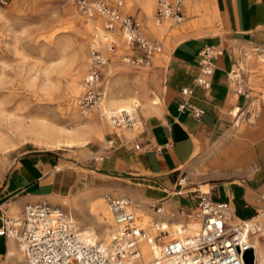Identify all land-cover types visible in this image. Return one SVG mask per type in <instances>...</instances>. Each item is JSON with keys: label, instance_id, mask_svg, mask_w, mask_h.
<instances>
[{"label": "crops", "instance_id": "obj_1", "mask_svg": "<svg viewBox=\"0 0 264 264\" xmlns=\"http://www.w3.org/2000/svg\"><path fill=\"white\" fill-rule=\"evenodd\" d=\"M194 1L196 12L183 4L185 20L150 38L162 47L158 39L165 40L164 51L148 65L133 66L124 80L141 82L140 128L128 130L132 136L125 142L109 138L102 147L92 141L1 154L0 218L21 213L26 203L43 197L57 205V198L86 190L102 198L112 192L128 197L161 222L186 221L203 195L227 202L231 223L264 212V107L259 100L264 99V0ZM188 17L195 22L189 24ZM202 28L205 33L198 32ZM206 47L218 52L209 87L194 84ZM247 85L251 94L259 90L260 95L246 101L247 94L234 91ZM183 88L192 92L184 94ZM246 102L249 110L243 111ZM191 107L202 114L192 116ZM109 142L112 147L105 149ZM73 209L86 224L83 213ZM8 243L0 237V259Z\"/></svg>", "mask_w": 264, "mask_h": 264}, {"label": "built area", "instance_id": "obj_2", "mask_svg": "<svg viewBox=\"0 0 264 264\" xmlns=\"http://www.w3.org/2000/svg\"><path fill=\"white\" fill-rule=\"evenodd\" d=\"M73 1L81 14L87 17L97 15L103 19V26L95 33L91 43L86 72L81 81L77 101L80 112L85 114L95 110L101 122L107 121L116 128L139 129L141 121L136 102L126 109L104 110L101 107L100 82L103 78L102 68L107 62L104 49L112 50L116 47L115 33L119 29L121 41L128 48L124 60L135 65H148L153 54L161 51V43L142 33L138 19L122 15V0H114L113 5L105 0ZM165 18H170L175 23L184 21L183 0H156L155 21L161 22ZM217 53L210 47L202 50L200 74L194 79V84L210 86L212 61ZM234 91L243 94L244 87ZM191 92V88L182 89L184 94ZM189 113L199 117L202 110L191 107ZM112 145L109 142L105 149ZM135 148L139 149V144ZM105 200L112 225L104 242H86L72 215L46 200L26 203L17 216L1 217L0 237L6 241H14L24 259L31 264H246L243 254L250 247L246 240L239 238L242 226L231 224L232 211L227 202H217L205 195L201 196L195 210L196 218L200 219L196 231L183 238L174 236L163 242L161 240L166 235L184 232L169 231L166 226H171V220L165 224L152 220L151 226L155 232L151 235L141 216L136 214V204L130 198L108 194ZM151 207L158 214L162 212L161 206ZM187 223L180 222L183 225L181 227ZM143 242L152 250L153 256L150 259L143 256ZM253 256L255 264L254 251Z\"/></svg>", "mask_w": 264, "mask_h": 264}, {"label": "bare ground", "instance_id": "obj_3", "mask_svg": "<svg viewBox=\"0 0 264 264\" xmlns=\"http://www.w3.org/2000/svg\"><path fill=\"white\" fill-rule=\"evenodd\" d=\"M130 3L138 5L141 8L142 16H140V21L143 22L141 30L149 39L152 37L145 34V30L151 36L154 35L158 37L156 34L157 31L164 34L171 27L169 22V20H171L170 18H165L161 22L155 21L154 11L156 0H126V5ZM10 4L12 6L10 9H2L0 7V18H5V16L15 11L18 13H25L29 11H38L44 7L42 0H12ZM183 4L185 9L192 13L196 12L199 8L194 0H183ZM24 6H26L25 9L22 8ZM125 7L126 6L120 8L122 12H126ZM71 12L76 15L73 10H71ZM100 20L103 21V19L97 15L82 19L86 39H88L90 33L99 32L98 23ZM188 20L189 24L195 22L190 21L189 17ZM115 37L117 41L116 53H111L108 49H104V53L108 59L102 68L104 77L100 82V90L102 93L101 107L104 110L126 109L134 102L141 105V99L143 98L141 82L134 80L129 84L124 83L128 73L135 69L136 66H127L122 63L120 54L128 52V48L121 41L119 29L116 31ZM123 61L125 62L124 57ZM86 64L85 45H78L69 58H66L65 54L60 56L59 63L52 67L51 70L45 72L41 80L37 76H30L28 87L32 89L33 96L38 97L37 100L39 102L46 100L51 103L54 100L57 101L58 98L60 99L58 102L59 110L51 115L46 111H42V103H39V108L28 107L27 103H20L16 107H12L10 98L7 97V94L2 92L5 86L4 76L1 73L2 71H0V152L15 149L26 142H31L35 145H41L47 148L59 149L61 147L74 148L84 146L92 141L98 143L103 142L104 144L109 138H117L121 142H125L130 138V133L127 129L116 128L107 121L101 122L95 110L85 114L80 112L78 104L76 103L78 98L76 99V97L80 94L81 81L85 73L82 78H80V76L82 72H86ZM231 74L234 78L238 76V74L233 71ZM59 92H62L61 95ZM57 199H61L65 205L71 204L78 212L89 215L94 226L96 225L100 228V233L97 234L91 226L89 227L86 224L83 225L79 218L77 222L74 215H72L76 222L81 224V227H79L81 237L86 242L93 243L96 242L97 239L104 242L107 239L108 229L106 228V224L110 222V211L106 209L102 197H97L94 192L86 190L72 197H61ZM132 202L136 204L135 211L139 210L143 217L149 216L148 212L141 205L134 200H132ZM195 213L196 212L189 217V222L183 228L181 227L183 225L176 221H172L171 226L168 225L166 227H168L171 232L179 230L182 233H187V235L193 233L200 225V219L196 218ZM162 222L163 224L166 223V221ZM232 223L233 225L242 226L239 238L246 240L249 247L254 251L255 264H260V260L264 258V249L260 244L258 235L255 234L256 232H260L261 235H264V218L260 220L257 219L256 216H253L250 217L249 220H244L241 223ZM183 235L185 234H169L163 238H173L174 236L183 238ZM141 251L145 259H150L153 256L152 250L144 242L141 244ZM0 264L31 263L24 259L16 243L14 241H9L6 255L0 261Z\"/></svg>", "mask_w": 264, "mask_h": 264}, {"label": "rangeland", "instance_id": "obj_4", "mask_svg": "<svg viewBox=\"0 0 264 264\" xmlns=\"http://www.w3.org/2000/svg\"><path fill=\"white\" fill-rule=\"evenodd\" d=\"M11 1L12 0H0V7L2 9H10L12 7L10 4ZM105 1L109 5L114 4V0H105ZM122 1L123 3L121 7L126 6L125 7L126 12H122L120 9L122 15H131L134 18L138 19V21H140V16H142L141 8L133 3L126 5V0H122ZM42 3L44 7L38 11H29L25 13H18L15 11L5 16V18H0L1 21L0 22V61H1L0 71H2L1 73L4 76V86H5L2 89V92L7 94V97L10 98L12 107H16L20 103H27L28 107L39 108L40 105L39 103H42L43 104V108H41L42 111H46L51 115L59 110L58 102L60 101V99L58 98L59 100L58 99L57 101L54 100L51 103L49 101L47 102L46 100H45L46 102L45 101L39 102L37 100L38 97L33 96L32 89L28 87L30 83V79H29L30 76H37L41 80V78L44 77L45 72L51 70L52 67H54L59 63L60 56L65 54L66 58H69L72 55L74 49L78 45H85L86 62H87L90 46L93 41L95 33L94 32L93 34L90 33L88 39H86L85 29H84V25L82 24V19H86L89 17L79 12L73 0H42ZM22 8L25 9L26 6ZM71 10H73V12H75L76 15H74L71 12ZM171 20H169V22L172 25L174 21L172 20L173 21L172 22ZM98 24H99L98 31H100L103 26V21L100 20ZM140 24L142 27L143 22L140 21ZM205 31L206 29L202 28L198 32L205 33ZM145 34H147L152 38L154 37V35L151 36L150 34H148L146 30H145ZM158 41H161L163 43V47L161 51L158 52V53H162L166 45L168 44L165 40L162 39H158ZM249 48L251 49V46H249ZM116 51H117V43H116V47L109 52L116 53ZM125 53L127 52H123L120 54L122 63L127 66L128 65L132 67L135 66V64H131V63H127L126 61L125 62L123 61V57ZM158 53H155L152 57H154ZM3 65L5 66V68ZM84 73L85 71L82 72L80 78L83 77ZM245 80H246V74L243 73L241 78L242 85H246ZM252 91L253 89L249 88L248 85L247 87L244 88V93L249 96L248 98H246V101L251 99V97L253 96L256 97L260 95L259 90L256 91L255 94H251ZM79 95H77L76 99L79 98ZM239 95H243V94H239ZM259 100H260V107H264V99L260 98ZM242 110L243 111L249 110L248 102H246L245 107ZM242 121L246 122L245 120ZM131 136L132 134H130V137ZM96 143L99 144L101 147L103 146V142L101 143L96 142ZM28 147L36 148V149H55V148H47L41 145H35L31 142H26L20 145L19 147L15 148V150L16 152L18 151L20 152ZM63 148L65 147H61L59 149H63ZM6 152H0V155ZM95 156L97 158L99 157V154ZM111 194L114 197H122L121 195H117L116 193L113 192ZM41 200H46L52 205L54 204L49 200V198L46 197L41 198ZM103 203L106 209L108 210V206L104 196H103ZM137 203L140 205L139 202ZM66 205L63 204L61 199L58 200L57 202V206L65 210L68 208L71 209L76 216V212L74 211L71 204H69L68 206ZM136 213L139 216H141V218H143L144 224L148 227L150 232H152L151 234H154L155 231L151 226L152 218L150 216L143 217V215L139 210H136ZM19 214H20V210H17L14 213H12L11 216H17ZM263 215L264 212L254 216H256L257 219L262 220L264 218ZM83 217L86 218V220H88L86 225H88L89 227L91 226L96 231V233L99 234L100 228L96 225L94 226L91 217L87 214L86 215L83 214ZM75 218L78 222L77 216ZM189 220L190 219H187L186 221L181 220L179 222L185 223V222H189ZM244 220H249V218L237 220L235 221L236 223L234 222V224H237L239 222L241 223ZM78 225L79 227H81V224L78 223ZM111 225H112V217L110 214V222L106 224V228L108 229V231ZM184 234L187 235V233ZM255 235H258V239L260 240L261 243L264 244V235H261L260 232H256ZM170 239L171 237L165 239L162 238L161 241L167 242ZM9 241L10 240H8V242ZM97 241L102 242V240L100 239H97ZM2 259L3 258H1L0 261ZM260 264H264V258L260 260Z\"/></svg>", "mask_w": 264, "mask_h": 264}, {"label": "water", "instance_id": "obj_5", "mask_svg": "<svg viewBox=\"0 0 264 264\" xmlns=\"http://www.w3.org/2000/svg\"><path fill=\"white\" fill-rule=\"evenodd\" d=\"M243 258L246 264H253L254 256L252 248H248L247 250H245Z\"/></svg>", "mask_w": 264, "mask_h": 264}]
</instances>
